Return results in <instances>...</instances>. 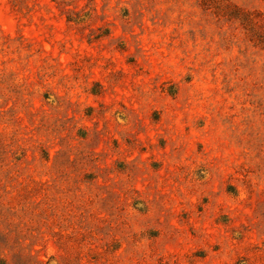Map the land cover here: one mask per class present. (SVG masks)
<instances>
[{"label": "rangeland", "instance_id": "374dc122", "mask_svg": "<svg viewBox=\"0 0 264 264\" xmlns=\"http://www.w3.org/2000/svg\"><path fill=\"white\" fill-rule=\"evenodd\" d=\"M0 264H264V0H0Z\"/></svg>", "mask_w": 264, "mask_h": 264}]
</instances>
